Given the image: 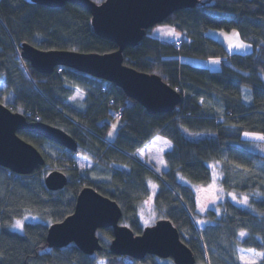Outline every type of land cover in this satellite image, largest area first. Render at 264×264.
Segmentation results:
<instances>
[{"label":"trees","instance_id":"1","mask_svg":"<svg viewBox=\"0 0 264 264\" xmlns=\"http://www.w3.org/2000/svg\"><path fill=\"white\" fill-rule=\"evenodd\" d=\"M161 24L178 33L180 45L148 36V29L122 52L124 65L160 76L181 96L170 112L149 114L112 83L66 67L40 73L20 57L23 43L41 50L116 51L115 43L95 34L87 11L70 2L48 7L29 0H0V91L8 97L6 107L29 122L62 129L77 143L72 152L16 132L39 150L45 164L31 175L0 166V264H174L153 255L134 260L113 254L111 228L96 231L101 250L91 255L74 243L61 248L47 244L48 226L73 212L84 187L115 201L122 212L120 224L141 234L138 208L149 182L156 186L153 206L159 219L176 227L195 264H264V154L253 140L242 138L246 132L264 135V0H199L195 7L173 11ZM209 29L238 30L252 51L227 54L221 43L206 35ZM184 56L219 57L221 66L216 71L195 66L182 61ZM75 87L85 95L79 108L69 103ZM114 122L118 126L107 139ZM153 136L171 143L159 174L131 157ZM40 141L50 145L54 159L39 148ZM76 155L91 160L93 168L78 171ZM210 164L217 166L225 193L249 197L247 207L227 199L219 215L212 209L196 212L197 196L190 185L210 182ZM54 169L66 175L67 185L50 191L44 177ZM26 215L39 220L25 223L23 233L11 231L13 222ZM201 219L204 224L198 226L196 220ZM241 232L246 233L243 238Z\"/></svg>","mask_w":264,"mask_h":264},{"label":"water","instance_id":"2","mask_svg":"<svg viewBox=\"0 0 264 264\" xmlns=\"http://www.w3.org/2000/svg\"><path fill=\"white\" fill-rule=\"evenodd\" d=\"M48 7L73 3L91 15L95 34L116 44L112 53H85L76 50H41L28 43L21 45L20 57L44 74L66 67L119 87L125 95L138 102L149 114L167 113L180 102V94L160 76L136 71L123 64L122 52L135 46L146 30L161 24L173 11L192 8L199 0H29ZM17 131L39 136L72 152L76 141L62 129L41 121H27L24 115L11 111L0 103V166L18 175H31L45 164L39 150L17 135ZM50 191L67 185L66 175L58 169L44 177ZM119 205L91 187L77 195L73 212L47 229L48 247L61 248L74 243L84 254L101 250L96 231L111 228L110 251L117 256L143 260L146 255L171 259L174 264H195L193 252L181 242L176 227L166 218L145 226L134 235L129 227L120 224Z\"/></svg>","mask_w":264,"mask_h":264},{"label":"rangeland","instance_id":"3","mask_svg":"<svg viewBox=\"0 0 264 264\" xmlns=\"http://www.w3.org/2000/svg\"><path fill=\"white\" fill-rule=\"evenodd\" d=\"M92 1H94L95 3H99L102 0H92ZM147 35L160 40H167V41L176 40V38L179 37L178 33H176L172 27L165 24H157L154 27L150 28V31L147 33ZM206 35L221 43L227 54H234V53L246 54L252 51V45L241 38L238 30L234 29V30L226 31L223 29H209L206 32ZM239 43H243L244 45H246V47L237 48L235 45ZM180 59L192 65L205 67L214 71L219 70L221 66V58L219 57H210L203 59L197 57L184 56L181 57ZM212 61H218V63H213ZM224 61L226 62V58H224ZM2 87L3 84L0 80V89ZM84 97L85 95L83 91L80 88L75 87L72 96L70 97L69 103L74 107L79 108L83 103ZM0 102L4 106L8 104V97L2 95L1 91H0ZM117 126H118V122H114L109 132L111 133V135H109L108 133L107 139L111 138ZM244 134L245 133L242 134V138L246 140H253L254 147L260 153L264 154V141L245 137ZM249 134L262 135L258 133H249ZM196 137H198V135H196L195 138ZM39 148L43 150L45 153H47L52 159H54L55 157L54 151L51 150V147L47 142L40 141ZM170 149H171V143L168 140L162 138L161 136H155L150 144L145 145V147H143L139 153L133 154V158L140 161L143 165H147V166L150 165L151 167L149 168H151L155 174H159L161 173L162 170L165 169L163 154ZM74 159L78 171L81 172H83L82 170L89 171L90 169L93 168V162L88 158H86L85 156L77 155V157H75ZM210 167L212 169V175H211V180L207 185L204 186L195 185V184L190 185L197 196L196 212L198 214H202L207 210L212 209L216 211L217 215H219L221 212V205L227 199L240 207H247L249 197L245 195L240 196L232 193H225L219 185L220 173L217 170V166L215 164H210ZM93 177L102 178V176L99 175H93ZM182 181L183 183H187L184 180ZM155 189H156L155 184L153 182H149L148 194L139 204V208H138L139 216L143 227L150 226L154 224V222L157 219H159L158 213L156 212L153 206V195ZM233 197H235V199ZM244 198H247V204L237 202L243 200ZM38 220L39 219L35 216L26 215L18 220H15L13 224L10 226V230L17 233H23V226L25 223L37 222ZM17 221H20L19 228L15 227ZM196 224L198 226H202L204 224V221L202 219L196 220ZM239 237L242 238L241 236ZM165 262L167 264H171L169 260H166ZM96 264H105V263L103 260H98Z\"/></svg>","mask_w":264,"mask_h":264},{"label":"snow or ice","instance_id":"4","mask_svg":"<svg viewBox=\"0 0 264 264\" xmlns=\"http://www.w3.org/2000/svg\"><path fill=\"white\" fill-rule=\"evenodd\" d=\"M237 48H243L246 47V45H244L243 43H239L237 45H235ZM213 63H218V61H212ZM109 135H111V133H109ZM245 137H249L252 139H257V140H261L264 141V135H255V134H249V133H245L244 134ZM235 199V197H233ZM238 203H243V204H247V198H244L243 200L237 201ZM15 227L19 228L20 227V221H17ZM246 234L241 232L240 236L243 238ZM257 255H261L259 253H257ZM242 261H246V258L241 256L240 257ZM250 264H255V261H251Z\"/></svg>","mask_w":264,"mask_h":264},{"label":"built area","instance_id":"5","mask_svg":"<svg viewBox=\"0 0 264 264\" xmlns=\"http://www.w3.org/2000/svg\"><path fill=\"white\" fill-rule=\"evenodd\" d=\"M170 43H172V42H170ZM180 43H181V40L173 42L174 45H179ZM58 72H61V70L59 69Z\"/></svg>","mask_w":264,"mask_h":264},{"label":"crops","instance_id":"6","mask_svg":"<svg viewBox=\"0 0 264 264\" xmlns=\"http://www.w3.org/2000/svg\"><path fill=\"white\" fill-rule=\"evenodd\" d=\"M176 39H179V37L176 38ZM154 137H155V136H153V138H154ZM153 138L150 140V142H149L148 144H150V143L152 142ZM148 144H146V145H148ZM144 147H145V146H144ZM142 148H143V147H142ZM142 148H140L138 151H136L135 154H136V153H139V152L141 151Z\"/></svg>","mask_w":264,"mask_h":264}]
</instances>
